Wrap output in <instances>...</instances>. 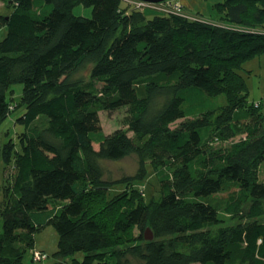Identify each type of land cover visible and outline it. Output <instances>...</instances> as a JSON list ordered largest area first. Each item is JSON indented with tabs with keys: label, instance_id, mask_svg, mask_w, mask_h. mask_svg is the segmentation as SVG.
Here are the masks:
<instances>
[{
	"label": "trees",
	"instance_id": "trees-1",
	"mask_svg": "<svg viewBox=\"0 0 264 264\" xmlns=\"http://www.w3.org/2000/svg\"><path fill=\"white\" fill-rule=\"evenodd\" d=\"M0 1V264L45 260V226L52 264H264V104L242 75L264 54V0H223L207 19L179 0ZM128 156L133 176L104 177L101 160Z\"/></svg>",
	"mask_w": 264,
	"mask_h": 264
},
{
	"label": "rangeland",
	"instance_id": "rangeland-1",
	"mask_svg": "<svg viewBox=\"0 0 264 264\" xmlns=\"http://www.w3.org/2000/svg\"><path fill=\"white\" fill-rule=\"evenodd\" d=\"M171 0H163L160 2H156L165 6L166 3L170 2ZM182 3L183 8L186 12L191 14H197L198 16L204 17L205 19L210 17H217L215 9L213 5L217 2H221L223 0H179ZM153 3V4H156ZM185 4V6H184ZM72 13L75 16H83L90 18L92 15V8L91 6H84L82 4H77L72 8ZM144 13L151 17L154 14L159 13L157 10H151L148 8H144ZM0 14H5L3 9L2 2L0 1ZM179 15L178 13H176ZM244 70L242 71L243 78L246 82L248 91H249V98L250 101H262L264 104V54H260L251 58L250 60L244 63ZM84 76L85 78L88 76V70L85 69L81 72H78L76 75ZM22 90L21 84H15L11 86L10 90L8 91V97L12 96L11 105H15L17 98L19 97ZM13 109V108H12ZM124 108L121 107L114 112H102L100 114L101 119V126L102 130L105 133H110L115 130L117 127L120 126L119 120L123 116ZM10 114L4 122L3 132L7 133L1 139V142L7 140L10 137L14 136L13 130L14 127L12 125ZM96 147V144L94 145ZM101 166L104 171V177L110 180H120L122 178H128L135 174L137 169V159L135 156H128L118 161H109V160H101ZM7 167L3 164L0 165V175L5 174L7 171ZM264 170V168H263ZM141 190L143 191L144 199L146 200L149 197L157 198L158 197V184H157V177L154 175L153 171H148L147 175L144 179L139 183L136 184ZM124 184H122L121 188L118 185L114 186L113 188L120 190L123 188ZM114 193V192H113ZM35 249L43 250L48 254V257L41 261V262H32L29 258V253L26 255L24 259V264H52L54 259L52 257V253L56 249L57 244V233L54 229L50 226H45L42 230L38 231L35 236ZM77 257H83V253H77Z\"/></svg>",
	"mask_w": 264,
	"mask_h": 264
},
{
	"label": "built area",
	"instance_id": "built-area-1",
	"mask_svg": "<svg viewBox=\"0 0 264 264\" xmlns=\"http://www.w3.org/2000/svg\"><path fill=\"white\" fill-rule=\"evenodd\" d=\"M172 10L175 12V13H179V14H182V10H181V7L180 5L177 3V4H173L172 6ZM32 259L34 262H39L40 260H43L46 256L45 254L41 253L40 251H34L32 253Z\"/></svg>",
	"mask_w": 264,
	"mask_h": 264
},
{
	"label": "water",
	"instance_id": "water-1",
	"mask_svg": "<svg viewBox=\"0 0 264 264\" xmlns=\"http://www.w3.org/2000/svg\"><path fill=\"white\" fill-rule=\"evenodd\" d=\"M143 1H148V2H160V1H163V0H143ZM144 238L146 240H151L152 239V234H151V231L149 229H146L145 232H144Z\"/></svg>",
	"mask_w": 264,
	"mask_h": 264
},
{
	"label": "clouds",
	"instance_id": "clouds-1",
	"mask_svg": "<svg viewBox=\"0 0 264 264\" xmlns=\"http://www.w3.org/2000/svg\"><path fill=\"white\" fill-rule=\"evenodd\" d=\"M151 3H154V2H151Z\"/></svg>",
	"mask_w": 264,
	"mask_h": 264
},
{
	"label": "crops",
	"instance_id": "crops-1",
	"mask_svg": "<svg viewBox=\"0 0 264 264\" xmlns=\"http://www.w3.org/2000/svg\"><path fill=\"white\" fill-rule=\"evenodd\" d=\"M182 4V3H181ZM184 6H185V4H184Z\"/></svg>",
	"mask_w": 264,
	"mask_h": 264
}]
</instances>
